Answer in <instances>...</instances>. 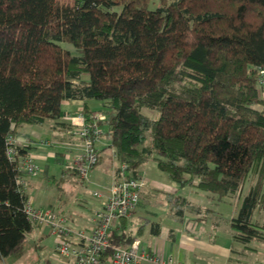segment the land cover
<instances>
[{
	"label": "trees",
	"instance_id": "1",
	"mask_svg": "<svg viewBox=\"0 0 264 264\" xmlns=\"http://www.w3.org/2000/svg\"><path fill=\"white\" fill-rule=\"evenodd\" d=\"M263 67L264 0H0V259L40 226L18 184V155L30 145L10 138L26 126L70 128L64 104L75 100L85 103L78 115L102 131L96 164L105 138L125 177H142L154 160L179 187L227 196L250 181L229 219L244 247L234 249L237 263L248 259L264 241ZM96 101L99 120L86 107ZM82 128L69 133L82 140ZM168 197L179 216L209 212L178 190ZM124 219L102 259L138 237Z\"/></svg>",
	"mask_w": 264,
	"mask_h": 264
},
{
	"label": "crops",
	"instance_id": "2",
	"mask_svg": "<svg viewBox=\"0 0 264 264\" xmlns=\"http://www.w3.org/2000/svg\"><path fill=\"white\" fill-rule=\"evenodd\" d=\"M86 107L92 113L96 111L101 113L102 105L100 102H90ZM82 108H85V103L81 100L67 101L64 104V110L66 111V118L64 121L67 126L69 125L70 128H73L75 131H78L83 122L77 116ZM70 128L65 129L64 127L62 128V126L54 127L52 123H47L41 127L26 126L20 128L13 136L14 143L20 146L30 145L29 152L34 156L36 162H38V160L47 162L51 159L57 161V156L62 157L65 149H68V151L74 154L78 150H81L82 141L78 136L69 133ZM42 139L53 141L54 145H42L40 144ZM107 145L108 142L105 138H101L98 142V148L101 150V161L100 165L93 168L91 172V178L93 173V175L96 174L98 177L105 176L109 181L107 186H102V190L93 192V196L96 198L95 204L89 202L85 194L75 195L74 191L82 187L79 183H83V180L72 175L66 177H62V174L60 176L59 174L50 175L48 174L49 165H47L44 170L42 169V172L45 175L47 174L48 184H56L59 190L57 193V201L50 204V206L45 209H52L58 215L59 219H61L67 227L72 229V231H91L93 227V218L96 212L101 209L104 199V197L95 196L94 193L99 192L103 196H107L110 185L115 179L119 178L117 168L120 166V163L118 166L115 165L117 160L112 155L113 151L111 149H105ZM70 152H65V156L68 157L71 154ZM59 164L62 173L64 160ZM37 177H26V193L28 196V187L35 184L38 180ZM55 179H57L56 182ZM66 181H68V183H65ZM148 186L149 185H147L146 188H148ZM84 187L86 188V184ZM161 188L163 187H157L156 190L158 191ZM161 190L164 191V199L161 205H165L167 209V218H142L143 223L139 225L137 229L138 237H136V239H139L141 242L142 251L149 252L165 259L172 257L175 261H180L184 264H240L237 263V252L234 251V249H237L235 248L236 242L233 240L230 226L226 229V232L214 233V235H212V228L206 217L198 216V218H196L188 211L185 212L184 216L176 214L175 209L171 207V203H169L170 199H168V196L176 192L178 190L177 187L172 186L165 188V190ZM72 197H75L74 202L76 205L68 206L67 203L70 204L68 201ZM187 199L192 201L190 198ZM193 203L197 204L196 202ZM38 207H40L38 209L44 208L41 206ZM136 211L138 212L139 209ZM132 215L128 217L127 220L124 219V223L127 227L131 223L130 220L133 219ZM259 216L261 219L264 218V211L262 214H257V217ZM147 221L158 222L160 224V232L154 234ZM116 224L118 227V221H116ZM143 224L144 226L142 227ZM72 235V239L76 240L75 235ZM50 237L54 239L51 240ZM48 243H51L52 249L48 248ZM56 243L57 240L51 227L46 225L36 226L28 234L26 246L23 247L22 254L19 256V253H17L15 257L19 264H33L31 261L34 259L37 260L35 263L43 262L46 264V262H52L56 264H76L72 257H63L57 253ZM242 261L243 260L240 262ZM100 264H112V261L111 259H102ZM142 264L158 263L145 260Z\"/></svg>",
	"mask_w": 264,
	"mask_h": 264
},
{
	"label": "built area",
	"instance_id": "3",
	"mask_svg": "<svg viewBox=\"0 0 264 264\" xmlns=\"http://www.w3.org/2000/svg\"><path fill=\"white\" fill-rule=\"evenodd\" d=\"M259 82L264 87V67L259 70ZM79 117H83L80 115ZM102 133L96 122L86 123L80 131L83 141V151L72 158L66 166V174L78 175L88 179L91 170L98 161L99 152L95 147V141ZM14 142V138H10ZM43 145H49L44 141ZM11 156L18 154L15 146L10 148ZM19 171L18 184L22 189L27 187V176L36 177L41 172V167L34 162L30 153L18 155ZM120 176L109 187L107 196L95 192V196L104 197L102 207L93 218V227L90 232L84 230L72 231L67 227L52 209L35 208L29 201L25 210L29 218L36 224L46 225L52 228L57 240L56 251L63 257H72L76 264H100L103 255L110 249V234L116 227V221L128 218L134 213L141 201V192L145 182L141 177H125L126 165L120 166ZM72 234L76 240L72 239ZM150 260L158 264H184L175 261L172 257L163 258L141 250V242L135 239L128 247H116L112 254V264H142Z\"/></svg>",
	"mask_w": 264,
	"mask_h": 264
},
{
	"label": "rangeland",
	"instance_id": "4",
	"mask_svg": "<svg viewBox=\"0 0 264 264\" xmlns=\"http://www.w3.org/2000/svg\"><path fill=\"white\" fill-rule=\"evenodd\" d=\"M62 45L65 47L73 48L71 44L66 42H63ZM77 116L79 117V115ZM92 116L97 118L98 120L105 117L103 113L101 114L98 111H96L95 114H93ZM79 118L83 121L81 125V127H83V125L85 124V118L84 117H79ZM44 141L45 140L42 139L40 141V144L43 145ZM81 144H82L81 150H78L77 152H75V154L68 151V149H65L64 153L62 154L63 158L66 157L65 152H70L71 154L65 158L63 169L67 166L68 162L72 160V158L78 156L83 151V142H81ZM62 157L57 156L58 163L55 159H51L50 161L47 162L42 160H38V162H36L34 156L32 155V159L41 167V169L44 170L46 166L49 165L48 174L50 175L59 174V176L61 175V166L59 163L61 161L63 162ZM99 165L100 162L96 164L94 168L98 167ZM115 165L118 166L119 162L116 161ZM141 171L143 173L141 178L144 180L145 186L142 189V194H141L142 198L138 207L139 211L138 212L136 211L137 213L136 212L132 213L133 215L131 214L133 216V219L131 218L132 219L130 220L131 223L128 226V229L131 230L136 235L139 225L143 223L142 220L143 217L151 218V219H156V218L158 219V217H161L163 219L167 218L166 215L167 209L165 208V205L163 204L161 205L164 199V191L161 189L165 190V188L172 186L177 187L179 194L186 196L187 198H190L193 202H196L197 204L201 205L203 208L208 209L209 210L208 214H206L205 212L196 213L197 211L195 210L191 213L193 217L198 218V216H202L208 219V222H210L212 228V235H214V233L217 234L224 231L226 232V229L229 227V219L232 216L237 215L241 207L242 200L249 191L250 181H247L243 185V189L241 190V192L227 196L226 195L221 196L219 193H215V192L196 190L194 187L191 186L179 187V184L173 181L168 175V173L162 171L157 166V163L154 160H149L146 163H144L141 168ZM72 176H75L76 178L78 177L80 180L83 179L82 177L75 174H72ZM37 178L38 180L35 182V184H33V186L31 187L30 186L28 187V193L30 197L29 199L31 202H33V205L36 208H40L38 206H41L44 207L43 209H45L48 206H50V204L55 203L57 201V193L59 190L56 184L53 185L48 184L47 174L45 175L43 172H41ZM65 183H68V181H66ZM98 183H102V184H98ZM107 183H109V181L108 179L105 178V176L98 177L96 174L93 175L92 173V178H91V173H90L88 179H83V183H79L82 185V187L76 189L74 192L75 195L85 194L86 197H88L89 202L95 204L96 198L93 196V192L102 190L103 188L102 186H107ZM85 184H86V188L84 187ZM147 185H149L148 188H146ZM154 187L156 188L163 187V188L157 191L156 188ZM74 199L75 197L70 198V200L68 201L70 204L67 203V205L68 206L76 205ZM52 239L54 238H51V240ZM24 246H26V244ZM254 246L256 248V251H252V253L249 252L250 254L248 255L249 256L248 259H246V257L245 258L243 257L244 260L242 261V264H264V241L255 242ZM48 248L52 249L51 243H48ZM235 248H237V250L239 251L244 249L243 245L239 243H235ZM22 250L19 252V256L20 254H22ZM36 261L37 260L34 259L31 262H33V264H44L43 262L35 263ZM0 264H19V263L15 255H12L3 260L0 259ZM46 264H56V263L46 262Z\"/></svg>",
	"mask_w": 264,
	"mask_h": 264
}]
</instances>
